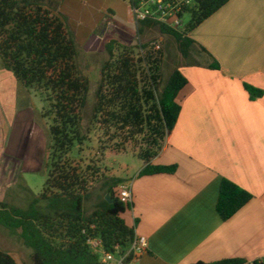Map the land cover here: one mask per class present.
<instances>
[{"label": "trees", "instance_id": "obj_1", "mask_svg": "<svg viewBox=\"0 0 264 264\" xmlns=\"http://www.w3.org/2000/svg\"><path fill=\"white\" fill-rule=\"evenodd\" d=\"M58 1L0 0V68L11 72L23 88L40 93L48 103L44 116L52 120L43 190L35 194L30 189L31 198L25 207L0 201V227L32 250V264H106L88 240L99 238L107 252L126 253L136 236L135 226H129L124 218L133 202L125 203L119 197L123 178L111 175L98 160L86 163L82 157H72L73 148L78 144L82 151L96 128L109 141L116 140L118 153H124L126 144L141 137L143 142L132 149L144 165L139 174L175 173L177 164H155L153 159L181 111L177 97L188 80L180 65L206 63L209 68H221L213 54L202 45L196 47L197 42L188 34L230 0H196L182 32L145 21L137 26L143 39L138 45L109 40L87 126L83 121L91 81L80 68L81 48ZM151 33L156 34L148 37ZM162 38L174 40L187 61L175 67L166 80L162 74ZM193 55L203 59L195 60ZM244 86L251 99L264 94L251 84ZM97 182L103 193L88 213L85 202ZM252 198L251 192L224 177L217 213L226 221ZM0 264L18 261L9 250L0 249ZM192 264H264V260L234 257Z\"/></svg>", "mask_w": 264, "mask_h": 264}, {"label": "crops", "instance_id": "obj_2", "mask_svg": "<svg viewBox=\"0 0 264 264\" xmlns=\"http://www.w3.org/2000/svg\"><path fill=\"white\" fill-rule=\"evenodd\" d=\"M188 35L196 47L207 48L221 68L206 63L180 67L188 80L177 97L181 111L153 159L178 168L171 174L140 175L141 164L128 182L133 205L124 218L148 243L136 264L264 260V94L251 99L244 86L264 90V1L230 0ZM11 74L0 68L4 120L6 102L16 98L20 86ZM16 159L19 156L3 146L0 164ZM224 177L253 194L226 221L216 209ZM5 199L6 194H0V201ZM18 244L0 227V249L15 258L14 252L30 258L29 250Z\"/></svg>", "mask_w": 264, "mask_h": 264}, {"label": "rangeland", "instance_id": "obj_3", "mask_svg": "<svg viewBox=\"0 0 264 264\" xmlns=\"http://www.w3.org/2000/svg\"><path fill=\"white\" fill-rule=\"evenodd\" d=\"M58 2L60 11L69 17L70 26L77 36L81 48L80 68L91 81L83 121L87 126L94 103V92L101 76V64L107 58L105 44L115 39L125 45L136 46L143 39L138 35L129 0H59ZM189 19L190 15H186L187 22ZM155 34L151 33L148 37H154ZM161 40L165 42L161 44L165 53L162 74L166 80L175 67L187 61L178 52L174 40L168 38ZM193 57L195 60L203 59L199 55ZM182 66L185 65H180ZM12 77L20 85L13 75ZM20 86L14 91L17 99L12 98V101L6 102L8 109L6 120L0 117V150H3L4 146L9 153L19 156V159L5 160L0 164V194H6L5 201L25 207L31 198V191L40 194L47 180L48 146L51 142L49 127L52 120L44 116L48 106L44 97L36 90ZM115 141H109L100 128H96L90 140L86 141L83 150L81 151L77 144L71 156L82 157L87 161L86 163H89V159L102 162L104 167L110 169L111 175L124 179L120 187L127 185L141 165V161L132 149L143 141L139 137L134 142L126 144L127 149L124 153L116 151ZM100 188L99 182L94 183L91 188L90 197L85 202L88 213L93 210L98 195L103 193ZM19 246L32 252L22 244ZM14 254L19 264H32L30 258H26L25 255L19 256L16 252Z\"/></svg>", "mask_w": 264, "mask_h": 264}, {"label": "built area", "instance_id": "obj_4", "mask_svg": "<svg viewBox=\"0 0 264 264\" xmlns=\"http://www.w3.org/2000/svg\"><path fill=\"white\" fill-rule=\"evenodd\" d=\"M131 14L134 22L138 26L141 22L154 21L161 25L170 27L177 31H184L187 21L186 15L196 0H129ZM159 48V45H157ZM120 199L129 203L133 200L131 186L129 184L120 187ZM89 245L100 254L101 260L106 264H136V261L147 248V239L136 235L131 243L129 250L116 255L113 252H107L99 238H90ZM132 258L129 259V257Z\"/></svg>", "mask_w": 264, "mask_h": 264}, {"label": "water", "instance_id": "obj_5", "mask_svg": "<svg viewBox=\"0 0 264 264\" xmlns=\"http://www.w3.org/2000/svg\"><path fill=\"white\" fill-rule=\"evenodd\" d=\"M107 198L109 199V201H111V199H110V197H109V196H107Z\"/></svg>", "mask_w": 264, "mask_h": 264}]
</instances>
